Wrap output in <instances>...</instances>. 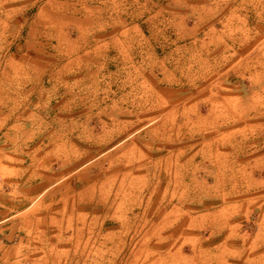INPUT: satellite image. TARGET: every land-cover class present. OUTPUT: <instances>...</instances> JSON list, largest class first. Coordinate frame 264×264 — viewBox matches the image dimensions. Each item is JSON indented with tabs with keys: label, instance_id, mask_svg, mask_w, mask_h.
I'll use <instances>...</instances> for the list:
<instances>
[{
	"label": "rangeland",
	"instance_id": "374dc122",
	"mask_svg": "<svg viewBox=\"0 0 264 264\" xmlns=\"http://www.w3.org/2000/svg\"><path fill=\"white\" fill-rule=\"evenodd\" d=\"M30 1L22 8L0 7V32L8 35L6 47H0L1 80L13 70L14 58L21 55L22 48L17 51L14 47H22L24 42L34 44V50L29 52L35 56L28 59V64L50 59L46 52L55 54V64H59L63 35L68 31L65 19H92V23L93 19H113L112 23L87 26L91 32H114L118 44L113 56L91 57L103 68L96 79L86 81L88 91L93 90L90 84L93 85L94 94L86 96L81 110L117 112L119 120L72 122L92 132L99 125L103 130L118 127L119 135L113 144L92 151L88 155L92 157L81 167H56L55 172L63 169L67 182L86 170L88 176L95 174L98 163L104 175L115 171L118 176L128 172L140 175L147 166H152V173L157 175L158 163L165 159L169 162L177 158L178 166L183 167L185 183L171 184L165 199L155 202L158 206L150 217L143 213L146 205H138L154 200L157 194L145 191L141 201H137L139 194L135 190L134 199L130 200L135 209L130 211L132 226L128 230L113 229L112 217L104 215L95 203L81 204V212L88 214L83 222H94L96 217V222L103 225V239H117L118 264H159V253L153 248L158 244L162 246L159 252L178 253L180 259L176 264H204V260L212 259L211 264H264V185H254L255 181H264V172L252 168L254 160L264 155V140L257 141L251 131L259 126L264 133V109L259 119L248 124L231 118L256 90L264 98V90L260 91L264 87L249 86L252 73L225 72L228 64L218 54L222 52V38L229 33L223 19H249L247 24L231 25V35L237 43L240 38H264V0H119L117 7H101L99 0H36L33 4ZM14 19H23L27 24L19 28ZM39 20L44 21L37 28L40 35L27 39L28 33L35 31L31 23ZM70 27L74 36L79 33L74 24ZM213 39L219 47L209 43ZM25 65L23 70L28 69ZM94 99L98 101L96 105ZM67 138L71 144L79 143L76 135ZM233 140L236 142L230 144ZM115 144L118 146L113 154L106 153ZM86 146L89 148L90 144ZM110 160L113 167L108 166ZM186 176L192 177V185ZM218 183L220 186L214 188ZM82 185L70 184L76 191L82 190ZM213 192L218 197L230 195V201L224 205L233 216L230 226H222L217 232L209 222L224 205H210ZM179 217L198 223L182 227L174 238L160 243L154 230L162 221ZM107 229L114 230L116 236L106 237L110 233ZM120 236L125 239L124 245L119 243ZM193 253L198 257L192 258Z\"/></svg>",
	"mask_w": 264,
	"mask_h": 264
},
{
	"label": "crops",
	"instance_id": "0c3cea01",
	"mask_svg": "<svg viewBox=\"0 0 264 264\" xmlns=\"http://www.w3.org/2000/svg\"><path fill=\"white\" fill-rule=\"evenodd\" d=\"M26 1L29 2V0H0V7L22 8ZM35 1L30 2L33 4ZM118 1L99 0L98 2L101 7H117ZM93 20L95 24L113 22V19ZM248 21L249 19H223L229 33L222 38V52L218 54L222 56L223 63L228 64L225 72L252 73L249 86L264 87V74L260 73L264 71V60H262L264 38L261 35L240 38L237 43V39L231 35L232 24H247ZM14 23L19 28H23L24 23L27 24L23 19H14ZM42 23L43 20L31 23L35 31L28 33L27 39L33 40L38 34L40 35L37 28ZM64 23L68 24V31L63 35L59 64H55L56 55L48 52L46 56L52 58L40 59L37 63L32 60L28 64V59L35 56L29 52L34 50V44L24 42L22 47L21 45L14 47L17 51L22 48V52L14 58L13 70L4 74V80L0 79V264H118L117 239H103V225L96 222V217L94 222H83L82 219L88 214L81 212L80 209H83L81 204L95 203L104 215L112 217L113 229L128 230L132 226L130 211L135 209L132 205L133 201L130 202L134 199L135 190L139 194L137 201H141V195L145 191L157 194L152 200L153 203L148 200L145 204L138 205L139 207L146 205L143 213L145 217H150L156 209L154 207L158 206L155 202L165 199L171 184L185 183L183 167L178 166L177 158L169 162L165 159L162 163H158L157 175L152 173V166L145 167L140 175L128 172L126 175L118 176L115 171L104 175L101 163L97 164L96 167L99 169L95 174L88 176L86 170L67 182L65 181L68 176L63 169L55 172L56 167L72 165L81 167L86 159L92 157L88 156L92 151H101L113 144V139L119 135L118 127L103 130L99 125L100 128L92 132V129L82 128L81 124L76 126L77 124L72 122L85 119L119 120L117 112L104 114L102 111L81 110L87 102L86 96L94 94L93 85L90 84L93 90L88 91L86 81L92 77L96 79L103 68L102 63L93 61L91 57L103 59L108 55L113 56L112 51L118 48L117 38L113 36L112 31L91 32L87 25L92 23V19H65ZM72 24L78 28L79 33L75 36L71 33ZM258 28L262 30V27ZM7 38V32H0V47H6ZM214 40L209 43L214 44ZM215 46L219 47V44H214ZM236 58L237 63H235ZM23 64H26L28 69L23 70ZM232 64L235 67H231ZM27 72H31L32 75H28ZM262 90L264 89L260 91ZM92 102L94 105L98 103L95 99ZM239 109V112L233 113L231 118L245 124L259 119L263 114L261 109H264V98L259 97V90H256L251 100L241 104ZM258 127H252L251 131L255 132L257 141L262 142L264 133L261 127ZM74 135L78 136L79 143L71 144L67 137ZM54 136L56 138L52 139ZM90 136L94 137L86 139ZM246 139L245 136V142ZM234 142L236 140L231 141L230 144ZM86 144H90L89 148ZM91 145H94L93 148ZM117 146L115 144L106 153H112ZM108 156L109 154L105 157ZM110 161L111 165L108 166L113 167L114 163ZM190 162L191 159L186 165ZM252 168L264 172V155L254 160ZM186 177L188 183L192 185L194 183L192 177ZM71 182L75 185L83 184L82 190H72ZM60 184L62 185L58 186ZM259 184L263 186L264 181L254 182V185ZM219 186L220 183L214 188ZM212 197L214 199L210 205L213 206L224 205L230 201V195L218 197L213 192ZM157 209L161 214L162 211L158 207ZM230 213L231 210L224 205L221 211L212 215L210 227L216 232L222 226L229 227L230 220L233 219ZM76 220L79 222L75 223ZM147 222L148 220L145 219V224ZM197 223L193 219L181 217L170 222L162 221L154 230V237L163 243L164 240L174 238L182 227H194ZM107 231L110 233L106 237L116 236L114 230L107 229ZM119 243L122 245L125 243V239L121 236ZM159 245L153 247L156 249L155 253H159V264L164 262L176 264L180 259L177 257L178 253L170 255L163 251L159 252L162 247ZM192 255V258L198 257L195 253ZM212 261L213 259L204 260L203 263L211 264ZM188 262L193 263V261Z\"/></svg>",
	"mask_w": 264,
	"mask_h": 264
},
{
	"label": "bare ground",
	"instance_id": "6f19581e",
	"mask_svg": "<svg viewBox=\"0 0 264 264\" xmlns=\"http://www.w3.org/2000/svg\"><path fill=\"white\" fill-rule=\"evenodd\" d=\"M122 185H123V184H122ZM107 189H108V188H107ZM121 190H122V189H121ZM106 192H107V191H106ZM104 195H105V194H104ZM107 196H108V195H107ZM120 196H121V195H120ZM86 197H87V196H86ZM108 197H109V196H108ZM110 197H111V196H110ZM110 197H109V198H110ZM117 197H118V196H117ZM103 198H105V197H103ZM109 198H108V199H109ZM114 201H115V200H114ZM97 203H98V202H97ZM103 203H104V202H103ZM113 203H114V202H112V204H113ZM138 203H139V202H138ZM138 203H137V204H138ZM105 204H106V203H105ZM110 204H111V203H110ZM114 206H115V204H114ZM118 207H119V206H118ZM129 207H130V206H129ZM138 207H139V206H138ZM108 208H109V207H108ZM108 208H107V209H108ZM110 209H111V208H110ZM112 209H113V207H112ZM122 209H123V208H122ZM107 211L109 212V210H107ZM106 214H107V213H106Z\"/></svg>",
	"mask_w": 264,
	"mask_h": 264
}]
</instances>
